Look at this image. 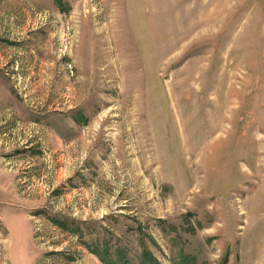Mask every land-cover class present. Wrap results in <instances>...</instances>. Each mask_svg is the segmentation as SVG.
Returning <instances> with one entry per match:
<instances>
[{
  "label": "rangeland",
  "instance_id": "rangeland-1",
  "mask_svg": "<svg viewBox=\"0 0 264 264\" xmlns=\"http://www.w3.org/2000/svg\"><path fill=\"white\" fill-rule=\"evenodd\" d=\"M88 245L264 264V0H0V264Z\"/></svg>",
  "mask_w": 264,
  "mask_h": 264
},
{
  "label": "trees",
  "instance_id": "trees-1",
  "mask_svg": "<svg viewBox=\"0 0 264 264\" xmlns=\"http://www.w3.org/2000/svg\"><path fill=\"white\" fill-rule=\"evenodd\" d=\"M54 223L61 226L63 225L58 219H55ZM87 247L92 253L100 258L103 264H131L128 253L125 250L120 249V252H117L118 249L116 251H112V248L108 245H103L102 248H94L89 245ZM146 251H143L141 255V264H159L158 261L154 260L152 253Z\"/></svg>",
  "mask_w": 264,
  "mask_h": 264
}]
</instances>
